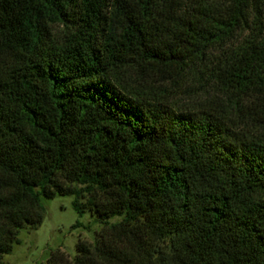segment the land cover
I'll return each instance as SVG.
<instances>
[{
  "label": "trees",
  "instance_id": "trees-1",
  "mask_svg": "<svg viewBox=\"0 0 264 264\" xmlns=\"http://www.w3.org/2000/svg\"><path fill=\"white\" fill-rule=\"evenodd\" d=\"M55 196L46 264H264V0H0V257Z\"/></svg>",
  "mask_w": 264,
  "mask_h": 264
},
{
  "label": "rangeland",
  "instance_id": "rangeland-1",
  "mask_svg": "<svg viewBox=\"0 0 264 264\" xmlns=\"http://www.w3.org/2000/svg\"><path fill=\"white\" fill-rule=\"evenodd\" d=\"M181 92L177 91L179 96ZM177 100L183 99L179 97ZM71 201V196L41 199L44 208L41 222L35 228H21L18 231V242L13 244L10 253L0 257V264H46L49 252L55 249L62 250L71 259L78 238L92 242L100 225L88 211L78 215ZM76 222L78 226H74Z\"/></svg>",
  "mask_w": 264,
  "mask_h": 264
}]
</instances>
